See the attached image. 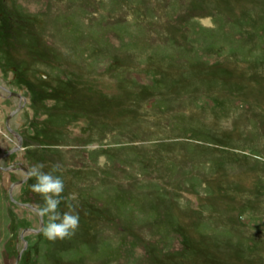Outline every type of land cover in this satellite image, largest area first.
I'll return each instance as SVG.
<instances>
[{
	"label": "rangeland",
	"instance_id": "obj_1",
	"mask_svg": "<svg viewBox=\"0 0 264 264\" xmlns=\"http://www.w3.org/2000/svg\"><path fill=\"white\" fill-rule=\"evenodd\" d=\"M0 86V264H264V0H0Z\"/></svg>",
	"mask_w": 264,
	"mask_h": 264
},
{
	"label": "clouds",
	"instance_id": "obj_2",
	"mask_svg": "<svg viewBox=\"0 0 264 264\" xmlns=\"http://www.w3.org/2000/svg\"><path fill=\"white\" fill-rule=\"evenodd\" d=\"M76 131L78 132V129ZM45 167L46 165L42 163L34 164L26 174L27 178H34L36 181L31 185V191L43 200V204L37 205L35 209L36 215L41 218L47 217V222L40 231L49 241L65 240L75 235L80 224V215L77 211L78 194L70 192L63 196L65 181L61 175L53 174L61 171L59 164H53L52 171L49 172L43 170ZM62 202L67 209L63 213L60 210Z\"/></svg>",
	"mask_w": 264,
	"mask_h": 264
},
{
	"label": "flooded vegetation",
	"instance_id": "obj_3",
	"mask_svg": "<svg viewBox=\"0 0 264 264\" xmlns=\"http://www.w3.org/2000/svg\"><path fill=\"white\" fill-rule=\"evenodd\" d=\"M0 88H3V87L0 86ZM9 92H10L11 94H13V95H15V96H18V97L20 98V96H19L20 93H19V92H17V91H12V90L9 91ZM0 94L2 95V93H0ZM23 98H24V97H22V99H23ZM20 99H21V98H20ZM22 99H21V100H22ZM21 102H22V101H21ZM21 102H20V103H21ZM21 105H23V102L21 103ZM18 113H19V112H17L16 114H18ZM8 118H9V117H7V119H6V128H7L8 131H11V132L14 134V132H16V131L13 130V129H12V130L9 129L10 127H8V122H9V121H8V120H9ZM19 136H21V135H19ZM21 137H22V136H21ZM21 137L17 138V139H20V140L22 141V143H21L22 145H21V147L19 148L20 151L24 150V146H25V143H24L23 137H22V138H21ZM18 141H19V140H18ZM21 141H20V142H21ZM18 144H19V143H18ZM18 144H16V146L13 147V148H11V149H8V150H5V149H4V150L2 151L1 154H6V152L11 151L12 149L16 148ZM25 147H26V146H25ZM14 150H16V149H14ZM14 153H15V152H14ZM11 154H12V153H11ZM11 154H10V155H11ZM3 159H4V157H3ZM1 160H2V159H1ZM22 165H23V164H22ZM23 166H24V165H23ZM9 168H10V167H9ZM12 168H13V167H12ZM20 168H22V167L20 166ZM23 168H25V171H26V173H27V171H28V170H26L27 168H26V167H23ZM23 168H22V169H23ZM0 169H1L2 171H4V170H3L4 168H1V167H0ZM17 169H18V168H17ZM5 171H6V170H5Z\"/></svg>",
	"mask_w": 264,
	"mask_h": 264
},
{
	"label": "water",
	"instance_id": "obj_4",
	"mask_svg": "<svg viewBox=\"0 0 264 264\" xmlns=\"http://www.w3.org/2000/svg\"><path fill=\"white\" fill-rule=\"evenodd\" d=\"M19 147H21V145H19ZM18 147V148H19ZM17 148V149H18ZM16 149V150H17ZM16 150H13V151H8V152H6V154H1V156H0V159H2L3 157H6V156H8V155H10L9 153H14V151H16ZM21 182H23L24 183V180L23 181H21ZM20 182H15V183H13V185H12V187H14L16 184H19ZM11 191V190H10ZM12 199V201H14L13 200V198H11ZM15 202V201H14ZM16 203V202H15ZM18 205H20V206H25V204H21V203H18ZM26 231H28V230H26Z\"/></svg>",
	"mask_w": 264,
	"mask_h": 264
},
{
	"label": "bare ground",
	"instance_id": "obj_5",
	"mask_svg": "<svg viewBox=\"0 0 264 264\" xmlns=\"http://www.w3.org/2000/svg\"><path fill=\"white\" fill-rule=\"evenodd\" d=\"M2 87V86H1ZM2 89H4V87L2 88ZM24 99H25V97L22 99V101H24ZM21 104V103H20ZM13 112H15V111H13ZM12 112V113H13ZM11 116H13L12 114L11 115H9V117H11ZM14 135L16 136V138H19V137H21V136H19L18 134H17V132H14ZM22 138V137H21ZM19 140V144L17 145L18 147H19V145H22L21 143H22V141L20 140V139H18ZM21 141V142H20ZM20 148V147H19ZM18 150V149H17ZM15 152V151H14ZM12 153V152H11ZM11 153H9V154H11ZM16 153V152H15ZM13 154V153H12ZM12 169V168H11ZM24 170H25V168H23ZM3 170H6V169H3ZM6 171H8V170H6ZM21 184V183H20ZM14 199V198H13ZM16 202V201H15ZM17 203V202H16ZM18 204V203H17Z\"/></svg>",
	"mask_w": 264,
	"mask_h": 264
}]
</instances>
